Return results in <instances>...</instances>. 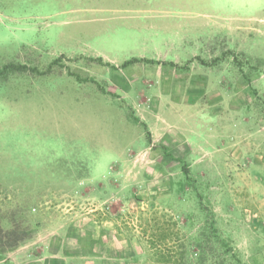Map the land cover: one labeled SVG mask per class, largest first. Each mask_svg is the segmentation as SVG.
Returning <instances> with one entry per match:
<instances>
[{
    "label": "rangeland",
    "instance_id": "obj_1",
    "mask_svg": "<svg viewBox=\"0 0 264 264\" xmlns=\"http://www.w3.org/2000/svg\"><path fill=\"white\" fill-rule=\"evenodd\" d=\"M10 62L0 264L195 256L205 205L264 264V0H0Z\"/></svg>",
    "mask_w": 264,
    "mask_h": 264
},
{
    "label": "trees",
    "instance_id": "obj_2",
    "mask_svg": "<svg viewBox=\"0 0 264 264\" xmlns=\"http://www.w3.org/2000/svg\"><path fill=\"white\" fill-rule=\"evenodd\" d=\"M27 70L29 69L25 65L14 62L7 63L0 67V82L6 81L10 75L22 74L27 72ZM208 209L206 205L202 209L205 222L194 245H192L197 250L194 253L195 256H191L188 253L187 250L190 246L182 244L180 247L177 246L176 250L174 247L173 251L169 253H159L157 256L159 264H245L228 237L224 236L220 231L215 222L214 213L209 212L208 215ZM14 244L16 243L9 241L7 248L13 250L16 246Z\"/></svg>",
    "mask_w": 264,
    "mask_h": 264
},
{
    "label": "clouds",
    "instance_id": "obj_3",
    "mask_svg": "<svg viewBox=\"0 0 264 264\" xmlns=\"http://www.w3.org/2000/svg\"><path fill=\"white\" fill-rule=\"evenodd\" d=\"M113 159H115V157L112 156L110 153H105L104 155H102L101 160L98 164V170L104 171L107 167V164Z\"/></svg>",
    "mask_w": 264,
    "mask_h": 264
}]
</instances>
